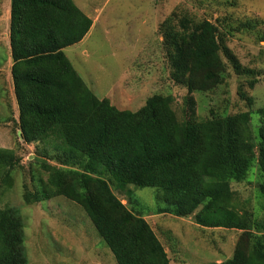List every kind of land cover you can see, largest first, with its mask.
<instances>
[{
  "label": "trees",
  "instance_id": "trees-1",
  "mask_svg": "<svg viewBox=\"0 0 264 264\" xmlns=\"http://www.w3.org/2000/svg\"><path fill=\"white\" fill-rule=\"evenodd\" d=\"M231 1L235 6L237 0ZM10 2L18 117L11 111L5 120L19 138L11 148L0 147L4 190L13 186L18 171L24 172L29 144L41 142L58 162L45 156L30 161L37 178L32 186L23 183L24 202L37 205L65 196L80 204L117 264L174 261L157 227L132 197L125 204L112 182L160 190L164 203L153 210L157 215L193 217L203 231L241 230L233 256L208 264H264L259 215L264 209V105L252 111L250 94L261 71L258 61L245 64L228 45L242 35L264 41V15L194 19L172 12L159 25L161 54L169 78L185 86L187 95L179 108L171 93L155 92L132 110L109 96L100 98L67 54L93 25L74 0ZM230 69L237 77L236 93L251 110H210L201 117L193 93L213 91ZM254 114L259 122L252 129ZM254 166L258 202L251 209L232 182L247 179ZM0 264H29L23 216L9 205L0 208Z\"/></svg>",
  "mask_w": 264,
  "mask_h": 264
},
{
  "label": "rangeland",
  "instance_id": "rangeland-1",
  "mask_svg": "<svg viewBox=\"0 0 264 264\" xmlns=\"http://www.w3.org/2000/svg\"><path fill=\"white\" fill-rule=\"evenodd\" d=\"M7 2L9 0H0V13ZM74 2L93 18V25L86 38L68 48L67 54L88 86L100 98L109 96L116 105L132 110L143 105L146 98L155 92L171 93L179 108L187 95L185 86L169 78V68L164 53L163 57L161 54L159 25L172 12H181L194 19H214L230 14L237 18L264 15V0H237L235 6L231 0ZM10 16L0 15V147L10 146L8 148L13 147L19 138L14 134L12 125L5 127L2 124L8 105L17 109L10 79L12 63H2V47H7L6 37L2 34L6 27L3 26ZM228 45L245 64L258 61L257 68L261 74L255 88L250 90L254 101L252 111H255L264 105V41L255 42L251 37L242 35L230 38ZM225 79V83L211 92L193 93L201 117L209 115L210 110L217 113L251 110L236 93L237 77L231 69L229 75L225 74ZM258 122L259 116L254 114L252 129ZM25 153L22 160L24 172L18 171L14 175L13 186L4 190L5 185L0 181V208L13 206L23 216L29 264H117L114 253L80 204L65 196L37 205L24 202L23 183L32 186L37 178L33 177L29 168L30 161L45 156L54 163L58 162L53 158L54 151L41 142L29 144ZM256 172L257 167L254 166L247 179L232 182L242 198L249 199L251 209L258 202ZM36 174H41L38 167ZM112 186L125 204L132 197L133 205L157 227L162 242L168 245L173 264H208L233 256L241 230L207 228L203 231L193 217L186 220L170 214H155L153 210L164 203L160 190L155 187L120 182H112ZM259 215L264 218V209Z\"/></svg>",
  "mask_w": 264,
  "mask_h": 264
},
{
  "label": "crops",
  "instance_id": "crops-1",
  "mask_svg": "<svg viewBox=\"0 0 264 264\" xmlns=\"http://www.w3.org/2000/svg\"><path fill=\"white\" fill-rule=\"evenodd\" d=\"M9 2H10V0H9ZM9 2H7L6 4H4L3 9H2L0 15H3L4 16V14L5 15L6 14H11V2L10 3ZM10 24H11V16H10V19L6 23H4V26H3V27H6V29L2 32V34H3V36L6 37L7 47H2L3 48V51H4V59H3V62L2 63H4V61H10L12 63L11 64V75H10V79H11V82H12V85H13V91H14V95H15V89H14V84H13V79H12V67H13V64H14V60H13V57H12V50H11V46H10ZM81 42H79V43H81ZM79 43H77V44H79ZM72 46H74V45H72ZM15 99H16V97H15ZM16 104H17V102H16ZM8 108L9 109L7 111V114H6V118L5 119H7V117L9 116V114H10L11 111H12L13 117L17 118L18 117V105H17V109L13 108V106H11V105H8ZM2 124L5 127H11V123L9 121L4 120V122ZM7 147H10V146H7Z\"/></svg>",
  "mask_w": 264,
  "mask_h": 264
}]
</instances>
